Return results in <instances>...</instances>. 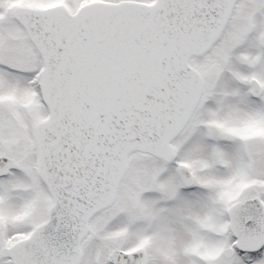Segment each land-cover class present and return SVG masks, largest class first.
I'll return each instance as SVG.
<instances>
[{"label":"snow or ice","instance_id":"snow-or-ice-1","mask_svg":"<svg viewBox=\"0 0 264 264\" xmlns=\"http://www.w3.org/2000/svg\"><path fill=\"white\" fill-rule=\"evenodd\" d=\"M0 264H264V0H0Z\"/></svg>","mask_w":264,"mask_h":264}]
</instances>
